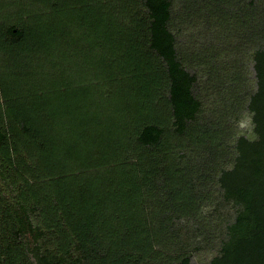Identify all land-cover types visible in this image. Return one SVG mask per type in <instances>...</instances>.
<instances>
[{"label": "trees", "instance_id": "obj_1", "mask_svg": "<svg viewBox=\"0 0 264 264\" xmlns=\"http://www.w3.org/2000/svg\"><path fill=\"white\" fill-rule=\"evenodd\" d=\"M57 1L0 0V264H197L200 251L213 253L206 264H264V1L256 5L250 92L239 67L223 76L211 61L217 54L180 47L177 25L199 16L196 1L79 0L81 13L96 8L99 15L87 33L93 47L107 48L110 63L114 37L124 41L140 79L149 75V85L162 88L171 126L168 133L143 119L132 144L112 147L113 158L111 144L82 156L56 148L63 119L56 114L73 108L62 97L57 44L67 29L52 15ZM248 4L254 15L255 2ZM80 18L75 27L85 29ZM201 70L216 76L227 132L222 159L204 162L190 178L186 146L174 143L203 120L195 91ZM133 72L125 75L139 80ZM244 109L255 137L228 145ZM222 209L233 217L219 224Z\"/></svg>", "mask_w": 264, "mask_h": 264}, {"label": "rangeland", "instance_id": "obj_2", "mask_svg": "<svg viewBox=\"0 0 264 264\" xmlns=\"http://www.w3.org/2000/svg\"><path fill=\"white\" fill-rule=\"evenodd\" d=\"M194 1L196 4L193 12L199 16H194L195 18L186 25H177L180 28V32L177 33L180 47H190L192 50L204 47L207 56L217 54L211 61L223 76L226 67L234 71L237 66L243 72L246 90L255 91L256 79L252 53L256 44L252 41H255L258 32L256 5L259 0H253L254 15L248 4L249 0ZM57 2L59 8L52 15L63 19L64 30L67 29L64 40L57 44L64 55L62 97L68 102V107L73 106L69 112L56 114L63 118L53 136L57 141L56 148L60 150L59 152L62 153L61 150L64 148H70L82 156L85 151L94 152L97 145L111 144L110 157L113 158L112 147L117 145L127 147L132 144L131 132L136 130L143 119H155L158 125L163 126L170 133L171 126L168 123L162 88L152 85L153 82L149 85L151 81L149 75L146 76L148 79H140V71L136 70L135 61L126 57L124 41L114 37L110 63L107 61L109 56L106 55V58L104 56L105 52H108L107 48L100 50L93 47V34L87 33L89 30L92 32L94 18H99L96 8L88 12L90 15L88 16L80 12L79 0ZM187 2L190 6V0ZM112 6L119 9L121 4L116 1ZM79 17L83 21L80 25L85 26V29L75 27ZM247 40L251 42H246ZM121 50H123L122 55L119 54L117 58ZM147 63L151 66L149 62ZM127 68L134 69L132 75L135 74L139 80L126 76ZM148 72L151 74V71ZM197 73L199 78L195 91L200 95L205 114L200 123L189 125L186 137L174 143L181 142L186 146L187 159L190 161L188 162L190 178L200 172L204 162L209 164L213 159L216 162L222 159L227 132L225 105L221 109L218 106L220 98L216 91L218 89L216 76L211 80L206 71L201 70ZM215 105L218 108L214 112L212 110ZM233 127V134L226 141L228 145L232 146L235 139L241 135L250 139L255 137L251 115L246 109L242 110L239 117L234 120ZM169 143L173 142L169 141ZM110 176L113 177L112 174ZM118 177L123 178V176ZM172 180L177 183L172 186L173 191L179 193V190H184L178 183L180 180L178 175ZM217 212L220 214L217 221L219 224L229 215L230 219L233 217V212L229 210L227 212L222 209ZM212 257L213 253L200 251L194 255L193 260L197 264H206Z\"/></svg>", "mask_w": 264, "mask_h": 264}]
</instances>
